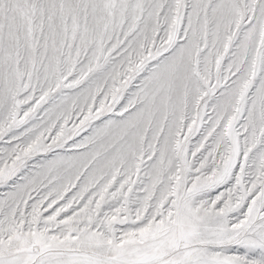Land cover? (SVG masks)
I'll return each instance as SVG.
<instances>
[{"label": "snow or ice", "instance_id": "snow-or-ice-1", "mask_svg": "<svg viewBox=\"0 0 264 264\" xmlns=\"http://www.w3.org/2000/svg\"><path fill=\"white\" fill-rule=\"evenodd\" d=\"M0 264H264V0H0Z\"/></svg>", "mask_w": 264, "mask_h": 264}]
</instances>
